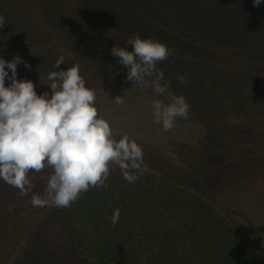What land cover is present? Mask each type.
<instances>
[{
	"label": "trees",
	"instance_id": "1",
	"mask_svg": "<svg viewBox=\"0 0 264 264\" xmlns=\"http://www.w3.org/2000/svg\"><path fill=\"white\" fill-rule=\"evenodd\" d=\"M0 15V58L31 66L17 79L51 95L56 59L79 64L99 114L148 168L130 184L112 166L107 187L67 208L31 203L50 167L29 173L26 196L0 179V264H264V0H0ZM137 35L172 50L157 68L190 105L168 132L152 108L168 101L132 88L110 55Z\"/></svg>",
	"mask_w": 264,
	"mask_h": 264
},
{
	"label": "clouds",
	"instance_id": "2",
	"mask_svg": "<svg viewBox=\"0 0 264 264\" xmlns=\"http://www.w3.org/2000/svg\"><path fill=\"white\" fill-rule=\"evenodd\" d=\"M261 0H253L259 7ZM0 15V28L5 25ZM126 48L113 47L110 55L118 58L127 69L126 80L140 91L151 89L164 100L152 102L154 122L168 132L177 118L188 119L190 105L183 95L169 90L164 72L157 68L172 54L166 44L139 35L126 42ZM65 57L59 56L48 73V92L38 95L36 85L30 80L17 79V65L24 63L19 56L11 61L0 58V179L26 196L34 187L30 172L39 173L46 167L53 172L47 178L45 193L33 195V207L54 205L67 208L90 188L107 187L105 181L112 166L121 171L130 184L138 181L148 171L143 161V149L135 139L125 134L117 140L110 122L99 114L97 94L86 86L79 64L61 70ZM6 68L11 71V76ZM6 79L11 83L5 86ZM177 80L186 84V77ZM120 105L123 98L113 101ZM120 217V210L113 212L112 224Z\"/></svg>",
	"mask_w": 264,
	"mask_h": 264
}]
</instances>
